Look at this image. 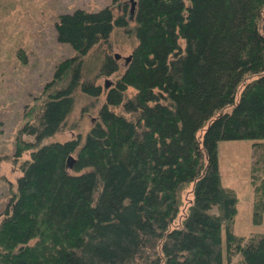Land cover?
Masks as SVG:
<instances>
[{
    "label": "trees",
    "instance_id": "16d2710c",
    "mask_svg": "<svg viewBox=\"0 0 264 264\" xmlns=\"http://www.w3.org/2000/svg\"><path fill=\"white\" fill-rule=\"evenodd\" d=\"M134 2L128 16L127 7L118 17L110 7L75 10L55 25L57 41L76 55L59 65L40 112L15 138V158L29 159L0 214V264H222L223 229L228 260L264 264V234L232 232L237 197L221 185L217 156L219 142L253 143L260 224L264 0ZM115 28L136 45L124 72L106 82L96 122L84 141L45 143L78 90L98 99L96 80L119 72L109 44ZM100 46L109 53L84 64ZM190 185L182 224L171 228Z\"/></svg>",
    "mask_w": 264,
    "mask_h": 264
},
{
    "label": "rangeland",
    "instance_id": "374dc122",
    "mask_svg": "<svg viewBox=\"0 0 264 264\" xmlns=\"http://www.w3.org/2000/svg\"><path fill=\"white\" fill-rule=\"evenodd\" d=\"M130 3V0H0V214L16 190L21 163L29 159L28 154L15 158L18 131L24 123H32L40 112L46 99L45 87L52 82L59 65L76 55L69 45L57 41L55 25L60 16L75 10L98 12L105 7H110L116 17L122 15L124 7H127L128 16ZM129 26H134L133 20L129 21ZM109 44L111 54L120 56L117 59L119 72L113 77L96 80L103 90L98 99L85 96L78 90L74 95V107L60 132L45 143H63L78 136L84 141L104 102L106 82L124 72V59L136 45L130 31L127 33L119 28L113 30ZM102 51L103 54L109 53L105 46L95 48L84 58V64L91 63L94 67L100 59L97 54H102ZM217 147L221 185L237 197L232 232L245 238L264 234V215L260 224L253 223L252 176L255 173L252 172V163L256 160L253 143L223 141ZM260 177L264 178V175L256 173V180ZM179 199V213L171 228L182 224L192 200L191 185L179 192ZM222 244V264H241L238 256L230 260L226 257L224 229Z\"/></svg>",
    "mask_w": 264,
    "mask_h": 264
},
{
    "label": "water",
    "instance_id": "95a60500",
    "mask_svg": "<svg viewBox=\"0 0 264 264\" xmlns=\"http://www.w3.org/2000/svg\"><path fill=\"white\" fill-rule=\"evenodd\" d=\"M130 2H131V11H130V13L133 14V12H134V7H135V2H134V0H130ZM115 58H116V59H119L120 56L116 54V55H115ZM125 60L128 61V60H129V57L125 58Z\"/></svg>",
    "mask_w": 264,
    "mask_h": 264
}]
</instances>
